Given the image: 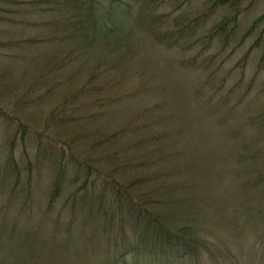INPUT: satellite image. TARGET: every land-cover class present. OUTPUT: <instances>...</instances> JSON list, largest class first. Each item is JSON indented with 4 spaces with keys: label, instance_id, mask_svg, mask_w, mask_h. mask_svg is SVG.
Returning <instances> with one entry per match:
<instances>
[{
    "label": "rangeland",
    "instance_id": "374dc122",
    "mask_svg": "<svg viewBox=\"0 0 264 264\" xmlns=\"http://www.w3.org/2000/svg\"><path fill=\"white\" fill-rule=\"evenodd\" d=\"M72 1L0 0V40L10 45L0 43V82L20 103L0 119V219L5 231L14 223L17 234L31 230L52 246L16 259L0 240V264H264V24L249 30L264 0H242L235 10L198 20L209 0H150L165 42L178 39L170 47L148 33L150 18L136 20L142 0L110 6L113 35L99 30L90 44L58 43L52 37L76 12ZM108 5L95 6L102 29ZM223 17L229 24L222 34L231 35L211 38L209 29ZM86 81L90 88L72 97ZM61 107L59 125L48 117ZM20 120L28 124L24 132ZM10 148L16 175L4 172ZM88 152L102 155L91 157V168ZM53 159L66 166L49 203ZM107 174L123 187L131 183L130 199L147 208L145 217L158 214L191 236L170 247L141 233L144 220L134 226L126 202H111ZM86 176L97 181L82 190L90 208L84 196H71ZM98 198L105 214L96 210ZM96 211L100 216L91 217Z\"/></svg>",
    "mask_w": 264,
    "mask_h": 264
},
{
    "label": "trees",
    "instance_id": "16d2710c",
    "mask_svg": "<svg viewBox=\"0 0 264 264\" xmlns=\"http://www.w3.org/2000/svg\"><path fill=\"white\" fill-rule=\"evenodd\" d=\"M65 0H57V2H61L63 3ZM120 0H108V6H106L103 14H102V18L106 20L102 21V25H104V29L100 28L98 26V20L99 17L98 15H96L95 13V6L97 3V0H73L71 2V6L76 10V12L67 15L66 17L63 18V20L61 21V25L57 28V34L54 35L52 38H57L58 39V43L62 42V40H70V39H76L80 44H90L92 43L94 40H96V38L98 36H100V31L102 30L104 31L103 33L110 35H113L114 31L116 30L114 25L112 24L110 18H111V14H112V7L110 8V6L114 5L115 2H119ZM242 0H209L206 7L204 8V10L199 13V16H197V20L200 18H207L210 15L214 14L218 9L222 8L225 10H235L239 7V4ZM70 1H68L69 3ZM121 2V1H120ZM67 3V1H66ZM149 3L150 0H142L141 2V7L139 9V12L136 15V20L140 21L143 20L144 18H150V21L153 22V26L152 27H147V31L148 33L152 36V38L157 41V42H163L164 44H166L167 46H171L174 43H176L178 41V39H173L171 41H168L167 43L165 42L166 40V31L162 30L160 28H158L155 25V22L157 20H159V18L161 17L160 14H152V11H149ZM123 7H125L126 9L130 8V5H128V3L123 2ZM237 13V11H236ZM233 17H235V14L233 15ZM263 23L264 24V11L257 17H255L252 22L251 25L249 27V30H252L254 27H256L258 24ZM229 24V19L226 17L221 18V20H219L217 23L213 24L212 27L209 29V36L212 38L214 36H223V40H226L229 35H231L232 31L230 32H226L225 34H222L226 29H227V25ZM56 28V27H55ZM181 30H185V27L180 28ZM176 33V31H174ZM173 32H171L172 34ZM5 41H1L0 43L4 44L7 48H10V45L8 42ZM11 41V40H9ZM25 42L30 43L32 42L31 40H25ZM257 43V40L255 42H253L251 44V47H255ZM249 52L246 51V53L239 59V62H244L247 60ZM259 66L264 65V49L261 50L260 55H259ZM1 84L3 83V90L2 92H0V119H2V117L8 112V108H11L12 110H16V109H20V103L19 100H13L12 99V95L11 93H13L12 91H10L9 89V83L7 81H2L0 82ZM61 84L60 80H57L54 85H58ZM28 88L34 89V90H38V88H40L36 83H31ZM90 88V81H86L84 83H82L78 88H76L72 93L71 96L72 97H77L79 95V93H81L82 91L88 90ZM94 88V87H93ZM49 89L46 88L45 93H47V90ZM41 90V89H40ZM26 92V91H25ZM27 94V92H26ZM63 106H64V102H62ZM64 107H61L58 111L57 114L51 112L52 115H49L48 118H51V121L53 123H58L60 125V118H66L65 115H63L64 113ZM48 124V123H47ZM46 124V125H47ZM19 125L21 126V131L24 132L25 127L28 125L27 123H24L23 121H19ZM52 125V123H51ZM27 132V129H26ZM13 138L11 137V142H13ZM96 144V143H95ZM106 144V141L104 142L103 146ZM37 148L40 150H47V145L42 143V141H39V143L37 142ZM99 147H101V142L98 144ZM96 145L93 146L91 149L93 150L92 152L94 153V149H95ZM86 151L83 152V154ZM72 153V151H71ZM88 155H86V157H88V160H84L85 166L88 168H91L93 166V163L90 161H93L94 159H92L91 157H102V155L97 154L94 155L91 152L87 153ZM111 154L106 153L104 155V157H109L111 156ZM7 163L10 166L9 171H4L6 173H9L10 175V171H13L16 175L17 173V164L14 158V154H13V150L10 148L8 149V154H7ZM70 157H76L73 153L72 156L70 154ZM96 159V158H95ZM78 163L75 164L74 166H79V163H81V159H78ZM56 166V172L53 178V182H52V189L50 191V195H49V203H52V201L56 198L59 189L62 185V174H63V169L65 168L66 164H63L62 161H59V159H53V162ZM4 173V175L2 176V180L3 179H7V175ZM108 176H106L104 178V189H106V187H108L109 189L114 190V194L111 197V202L115 203V208L117 206L120 205V202L125 201L126 202V206H127V211L128 213L131 214L132 217V221H136L134 222V226H137V223H139L140 220H144L143 223L144 226H141L140 228V232L141 233H149L150 238L157 240L158 242L165 244V245H169L170 247H178L182 244L183 240L187 237V236H191V235H186L185 233H183L182 235L177 231L174 230L172 227L168 226L163 220L161 221L160 217H158V214H156L155 216H150L145 217L143 212H147V208H145L143 205L138 204L137 202L133 201L130 199V196L128 194L129 192V188L131 186V183L125 185L124 187L122 185H119V183L116 181V179L114 177H110V174H107ZM88 176V175H87ZM85 177L83 179V182L81 183V185H79L78 187L75 188V190L72 192L71 196L80 194L81 196H84L83 203L82 205L86 206L87 208H90L91 206V202L87 199H85L87 196H89V194L86 192H83L82 190L86 189V186L89 184L90 187H94L95 184L97 183L96 181V176H94L92 179H89V177ZM108 177V178H107ZM103 189V190H104ZM102 190V191H103ZM11 191H13V188L9 189L8 192V197L11 196ZM104 195V194H103ZM128 195V196H127ZM90 197V196H89ZM91 198V197H90ZM92 199V198H91ZM125 199V200H124ZM98 200L100 201L98 203L99 207L96 209L97 211H101L103 214H105V211L103 212V209L101 207V198H98ZM95 212L93 214H90L91 217L93 216H100V214L98 212ZM109 218H111V212L108 216ZM145 218V219H144ZM110 224V223H108ZM133 226V225H132ZM5 226V222L4 219H0V240H5L6 242V249L8 251L9 254H13L15 256L16 259L20 258L21 255H25V257H29L32 258L33 254L34 255H38L40 252H42L44 250V252H47V249L49 250V252L52 250V246L51 245H46L41 242V240L39 239V235H35V233L31 232V230H27L24 229V231L21 233L16 232L15 230V224L13 223L10 227H8L7 231L4 230ZM103 229V228H102ZM106 230V229H103ZM184 232V231H183ZM30 237L34 239V242H32V246L30 247H26L24 248V245L26 243H29L30 241ZM42 243L45 247H43L41 244ZM47 247V248H46ZM15 249H18L19 252L15 253ZM22 250L24 251L22 253Z\"/></svg>",
    "mask_w": 264,
    "mask_h": 264
}]
</instances>
